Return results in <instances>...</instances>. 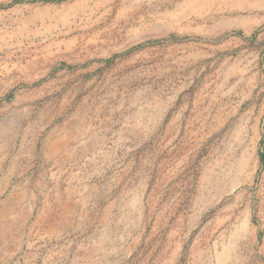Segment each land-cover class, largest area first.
<instances>
[{"label": "rangeland", "instance_id": "obj_1", "mask_svg": "<svg viewBox=\"0 0 264 264\" xmlns=\"http://www.w3.org/2000/svg\"><path fill=\"white\" fill-rule=\"evenodd\" d=\"M14 1L0 0V264H22L28 228L52 198L54 161L82 156L117 157L103 167L122 177L106 179L115 188L96 202L120 211L125 240L93 264L256 261L264 116L259 143H232L239 133L216 113L227 53L167 35L200 0ZM73 161L66 172L79 170ZM88 182L95 197L91 184L105 180ZM68 194L63 206L83 204L80 191Z\"/></svg>", "mask_w": 264, "mask_h": 264}, {"label": "crops", "instance_id": "obj_2", "mask_svg": "<svg viewBox=\"0 0 264 264\" xmlns=\"http://www.w3.org/2000/svg\"><path fill=\"white\" fill-rule=\"evenodd\" d=\"M186 10L179 18V30L167 35L183 37L179 41L185 42H179V46L215 47L227 53L221 70L226 66L232 71L226 85L221 84L216 112L219 124L221 128L231 125L228 131L239 133L238 137L237 134L230 137L232 143H259V125L264 116V27H260L264 21V0H200L195 7H186ZM183 106L186 108L188 103ZM207 115L210 117L211 111ZM172 122H175L174 117ZM127 130L117 133V138L124 143L131 138ZM116 158L59 157L54 161L58 166L49 174L52 198L42 205L39 215L29 226L26 248L18 261L22 264H67L71 260V264H93L97 259L113 258L115 245L125 240L124 228L115 222L124 217L119 210L110 211L109 203L97 206L96 201L101 200L102 193L115 188V185L106 184V179H122L119 170L108 172L103 167H116ZM71 160L80 166L79 170L69 173L66 170ZM95 180H105V183L91 184L100 188L99 194L93 197L85 193L84 188H89L88 181ZM76 190L80 191L83 204L63 206L65 193H69L68 199L79 200L75 198ZM22 241L23 237L18 236L16 242L21 244ZM260 254L252 264H264V251Z\"/></svg>", "mask_w": 264, "mask_h": 264}, {"label": "trees", "instance_id": "obj_3", "mask_svg": "<svg viewBox=\"0 0 264 264\" xmlns=\"http://www.w3.org/2000/svg\"><path fill=\"white\" fill-rule=\"evenodd\" d=\"M17 1H19V0H16V1H14V2H17ZM34 1H37V0H34Z\"/></svg>", "mask_w": 264, "mask_h": 264}, {"label": "bare ground", "instance_id": "obj_4", "mask_svg": "<svg viewBox=\"0 0 264 264\" xmlns=\"http://www.w3.org/2000/svg\"><path fill=\"white\" fill-rule=\"evenodd\" d=\"M245 224V223H244ZM242 225V224H241ZM33 243V242H32Z\"/></svg>", "mask_w": 264, "mask_h": 264}]
</instances>
